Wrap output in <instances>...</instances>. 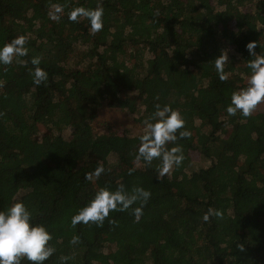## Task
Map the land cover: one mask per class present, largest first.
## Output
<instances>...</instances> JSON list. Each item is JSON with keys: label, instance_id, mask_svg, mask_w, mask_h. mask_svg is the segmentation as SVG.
<instances>
[{"label": "trees", "instance_id": "16d2710c", "mask_svg": "<svg viewBox=\"0 0 264 264\" xmlns=\"http://www.w3.org/2000/svg\"><path fill=\"white\" fill-rule=\"evenodd\" d=\"M97 4L100 31L68 19ZM18 35L26 63L0 65V210L22 201L49 229L55 251L43 264H264V112H225L247 81L245 45L264 54V0H0V45ZM33 56L47 72L40 85ZM158 103L191 133L175 142L181 166L159 179L158 160L134 159L142 133L93 127L104 109L144 126ZM121 184L151 192L139 220L130 208L71 225L98 188ZM209 208L221 217L204 222Z\"/></svg>", "mask_w": 264, "mask_h": 264}, {"label": "clouds", "instance_id": "9594fccd", "mask_svg": "<svg viewBox=\"0 0 264 264\" xmlns=\"http://www.w3.org/2000/svg\"><path fill=\"white\" fill-rule=\"evenodd\" d=\"M60 11L61 8L57 6L56 12ZM103 15L104 9L99 4L95 8L77 6L70 10L68 19L78 22L80 18H86L90 31L96 33L103 27ZM52 19L59 20L60 17L55 15ZM25 45L24 35H18L0 45V65L7 66L14 61L21 64L26 63L20 59L28 55ZM256 47L255 41H250L245 45L251 57L247 62L249 70L247 81L243 87L230 93L229 101L225 106L228 116H235L239 113L241 117L246 118L257 109L258 105L264 103V54L255 51ZM224 59L223 54L214 59V66L220 80L227 78L223 70ZM30 63L33 66L31 70L33 83L40 85L47 79L46 70L39 66L41 58L33 56L30 58ZM184 125V118L178 109L169 104L154 105V111L144 121L143 132L138 137L139 143L134 159L138 162L143 161L147 166L152 165L154 160H158L157 179L168 174L174 166L180 167L184 155L182 147L175 142L178 137L186 138L191 135ZM169 144L173 146L168 147ZM103 171V167L98 166L91 174H85V179L89 180L93 176L99 177ZM150 196L151 192L140 186L134 187L131 191L122 184L118 185L115 190L100 187L72 215L71 225L95 223L99 226L109 217L110 212H123L130 208L134 218L139 220L143 213V206ZM137 202L139 206L132 207ZM221 215L219 210L209 208L201 219L208 222L210 217L219 218ZM78 239L77 236H73L70 242L75 244ZM51 240L52 234L49 229L44 224L34 222L32 212L22 201H15L0 210V264H20L21 259L30 264H43L55 251L50 243ZM68 259V256H60V264H65Z\"/></svg>", "mask_w": 264, "mask_h": 264}, {"label": "rangeland", "instance_id": "374dc122", "mask_svg": "<svg viewBox=\"0 0 264 264\" xmlns=\"http://www.w3.org/2000/svg\"><path fill=\"white\" fill-rule=\"evenodd\" d=\"M254 112H264V103L258 105ZM136 116L129 115L125 111L114 112L108 109L101 111L99 117L93 124L96 132H122L129 130L132 135H138L143 132L144 126L135 121Z\"/></svg>", "mask_w": 264, "mask_h": 264}]
</instances>
